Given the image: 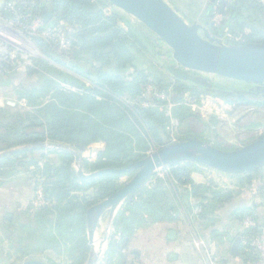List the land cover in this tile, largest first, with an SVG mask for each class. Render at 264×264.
<instances>
[{
    "label": "trees",
    "instance_id": "trees-1",
    "mask_svg": "<svg viewBox=\"0 0 264 264\" xmlns=\"http://www.w3.org/2000/svg\"><path fill=\"white\" fill-rule=\"evenodd\" d=\"M234 1L231 18L224 23L222 31L231 29L234 22L241 20L245 9L256 14L264 12V6L257 0ZM103 5L108 6L104 0H43L30 8L33 15L38 16L45 10L52 12L58 23L53 27L46 25L50 29L63 32L66 30L64 24L77 29L78 33L69 30L64 33L70 40L69 49L78 50L76 61L84 55L86 65L79 62L62 63L67 68L65 71L47 69L57 80L48 79V89L37 88L29 95L20 94L18 106L13 108L14 113L10 116L14 121L1 127L0 151L18 150L0 158V185L5 183L2 180L15 176L17 161L27 162L24 171L33 175L35 191L41 187L47 202L45 206L34 207L32 222L14 227L15 232L25 236L20 238L21 241L24 239L34 243V246L30 244L17 248V253L23 258L53 252L64 255L71 264H83L90 260L92 253L88 229L93 219L90 210L120 191L123 188L120 180L123 177L133 178L139 170L136 165L146 159L149 151L171 144L170 129L176 126L174 120L183 124L195 116L191 107L184 102V95L188 94L199 101L213 94L211 89L218 87L209 82L211 86L207 88L175 76L176 69L181 67L177 63L174 66L169 53L166 54L165 68L174 77L165 84L158 82L155 75L148 71L149 68L138 66V59L146 50V44L154 48L160 45L167 50L169 47L141 23V27L130 23L126 15L111 4L115 12L108 15ZM0 12L7 18H13L4 7ZM121 23L127 27L121 28ZM222 31H219L221 35ZM78 37L82 43H79ZM243 38L244 42H235L234 47L264 46V30L258 27H253ZM34 42L49 55L58 53V48L52 43L37 37ZM46 64L45 59L36 58L33 66L23 67L20 72L34 78L42 77ZM187 72L193 77L202 74L191 70ZM12 76L5 78L11 80ZM82 79L90 82L91 86H87ZM151 85L156 88L155 92L166 93L172 89L176 97L169 101L171 93L167 92L166 100L159 98L148 90ZM255 88L257 86H253ZM213 95L232 105L234 101L242 100L238 96ZM246 95L264 96V91L250 90L246 91ZM40 98H47V101L43 103ZM246 100L248 106L258 108L264 105V99ZM144 102L147 106H142ZM189 134L178 135L177 140H188ZM45 144L62 148L44 152L40 145ZM93 145H97L94 157L83 158V169L87 173H103L84 180L73 170L75 155L72 152L81 155L92 149ZM35 153L45 159L43 166L35 160ZM48 153H55L58 160L56 165L48 160ZM190 165L170 166L165 179L153 175L157 180L153 187H147L146 182L123 201L115 219L118 240L114 241L112 237L114 247L126 246L139 228L161 221H178L186 216L191 209L188 201L192 197L199 201L197 206H201V213L197 216L200 225L205 227L209 221L214 222V219L208 218L213 213V205L204 202L207 198L205 195H209L217 205L228 202L231 194L196 184L192 179L194 169ZM9 169L12 172L8 173ZM124 169L129 170L125 173L106 172ZM262 171L264 169L260 167L247 173V184L252 185L254 175L261 176ZM235 176L245 180L242 178L245 174ZM238 212L243 227L241 244L246 249L242 258L244 262L256 260L258 252L249 244L262 233L264 221L255 208H244ZM246 218L254 220L257 226L245 229L243 222ZM202 236L205 237V234Z\"/></svg>",
    "mask_w": 264,
    "mask_h": 264
},
{
    "label": "rangeland",
    "instance_id": "rangeland-1",
    "mask_svg": "<svg viewBox=\"0 0 264 264\" xmlns=\"http://www.w3.org/2000/svg\"><path fill=\"white\" fill-rule=\"evenodd\" d=\"M170 7L175 9L177 13L180 15V17L190 26H199V34L203 38H206L207 40L209 38L206 37V31L209 34V37L212 38L211 41L216 45H223L230 48H236L234 47L233 43L239 42L243 43L244 38L243 35L245 33L249 34L251 32V29L253 27H258L261 30H264V12L262 14L259 13H253L249 9H245L242 12V18L241 20H238L237 23H233V27L230 29H224L222 31V28L224 26V23L231 18V6H233L235 3L234 0H165ZM104 2L108 5L109 2L107 0H104ZM5 2L4 0H0V9L3 8ZM264 6V2L261 3ZM104 6V7H103ZM102 8L104 9L105 13L112 14L115 12V10L110 6L105 7L103 5ZM101 7V6H100ZM246 8V7H245ZM55 18V17H54ZM56 19V18H55ZM57 20V19H56ZM58 22V21H57ZM138 27H141L140 24H138ZM121 28H124L126 24H120ZM136 25V26H137ZM11 27V26H8ZM63 27L66 28V30L70 32H77V29L74 27L67 26L66 24L63 25ZM127 27V26H126ZM75 29V30H74ZM64 30V31H66ZM59 31V30H58ZM64 31H61V34H63L64 41L68 42L69 45L65 48H58L57 52L60 55H49L48 52L43 51L42 48L40 49L36 43L33 41L34 45L39 50V58L46 60V66L45 70L42 69L43 76L42 77H30L26 76L24 73L20 72V69L23 67H30L25 64H19L18 68L16 70H12L9 72V74H1L0 75V134H2L1 127L8 124L10 121L13 122L14 119L11 120V114L14 113V109L18 106V96L20 94L29 95L33 92V89L37 88H45L48 89L47 83L49 80H57L54 76L49 74L51 71H57L59 69L65 71V68L67 64L79 62L80 64L86 65V61L84 60L85 56L81 55L79 61H76L75 54H77L78 50L69 49L70 48V40L67 38V35L64 33ZM145 31V30H143ZM219 31H222V35ZM78 33V32H77ZM81 40L78 37V41ZM2 42L0 41V44ZM13 45L12 43H10ZM25 47L27 46L26 43L23 44ZM14 47L16 45H13ZM146 50L141 53L139 56V64L138 66L141 67H147L149 68V72L154 74V78L159 82H163L165 84L168 82V80L173 79V74L170 73L165 68V62L167 61L166 54L169 53L171 56L170 60L174 61V66H176V60L174 59L173 52L171 50H167L166 47H160L158 45L156 48L150 46L149 44L145 45ZM17 48V47H16ZM3 50V49H2ZM1 50V51H2ZM162 50V52H160ZM5 51V49H4ZM159 51V52H158ZM38 58V57H36ZM64 63V64H62ZM47 69H50L47 71ZM67 69V68H66ZM159 73H158V72ZM69 72V70H67ZM160 73L162 75H160ZM8 75H13L12 79H6L5 77ZM75 75V74H74ZM77 76V75H76ZM200 77L207 82H210L212 84H216V88L211 89V92L213 94H224L229 95L230 98L236 97L242 100L234 101V104H228L225 102L224 99L220 97H216L213 94H210L209 96L202 97L199 101L196 98H191L188 94L183 96L184 102L191 107L192 111L194 112L195 116H199L196 118L195 116L190 117L188 120H186L185 123L179 124L174 119V126L170 129V135L172 137L171 144L183 141V140H177V136H186L190 135V139H197L201 140L208 145H211L213 147L219 148V149H242L252 143H254L257 139L264 136V105L261 107H254L252 105L247 106L245 104V101L243 98L247 99H258L262 100L264 99V96H249L246 95V91L252 90L253 86L257 85H245L244 83H239L238 81H232L228 79H221V77L215 76V75H208V74H201ZM49 79V80H48ZM83 80V79H82ZM87 86H91V83L87 80H83ZM53 82V81H52ZM56 83V82H55ZM57 86V85H54ZM61 86H67L65 84H61ZM222 88V90H221ZM246 88V89H245ZM258 90L264 91V86H258ZM148 90L150 92L156 93V96L159 98H162L166 100L167 92H170L169 101L176 97L175 93L172 91V89H169L166 93L156 91V88L154 86H149ZM27 91V92H25ZM29 91V92H28ZM43 103L47 101L46 99H39ZM143 106V104H142ZM171 107L172 104H169ZM13 109V110H12ZM167 112L169 113V109L167 108ZM255 124H261L260 126H255ZM51 147L52 145H49ZM164 147H158L155 149H152L147 153L146 158H152L157 153L162 151ZM97 149V145H93L92 149L87 150L84 152V156L86 158L94 157L93 154H95V150ZM18 150V149H16ZM52 151H56V149H51ZM13 151V150H11ZM10 150L6 151H0V154L4 152H11ZM53 163L56 165L58 163L57 158L55 157V153H48L46 155ZM3 157L0 155V158ZM35 160H37L42 166L44 163V158L40 156V154L35 153L34 155ZM43 158V159H42ZM83 160V158L81 157ZM27 162L22 163V161H17L18 168L16 169L18 174L15 173V176L4 179L2 181L6 182L9 180H12L14 178L18 179H25V177H29L31 180L33 175L30 176V174L25 173V166ZM192 164L190 165L194 169V173H197L199 175H203L202 173L205 171L203 170V165L194 163V162H187V161H180L177 164ZM175 164V165H177ZM23 165V166H22ZM172 165V166H175ZM170 166L160 167L158 170L155 171L153 175L159 176L158 178L165 179L168 173V168ZM25 170V171H24ZM73 170L78 173L79 165L76 163V160L73 163ZM81 170L83 174L90 175L92 173H87L83 169V165L81 166ZM21 171V172H20ZM9 172H12L8 171ZM247 173H245V176H242L245 183L247 176ZM261 176L254 175L253 178V185L254 187L260 184L261 180L264 177V171L261 172ZM150 176L148 178L149 180L146 183L147 187H153L156 184L155 176ZM196 175V176H199ZM238 177V176H237ZM197 179L199 177H196ZM127 179V178H126ZM125 179V180H126ZM240 179V185L241 188H244V190H248V185L244 182L241 183V177ZM85 180V179H84ZM88 180V179H86ZM250 186V185H249ZM246 187V189H245ZM40 189H42L40 187ZM264 189V188H262ZM258 190V189H257ZM38 191V190H37ZM37 191H35V198L37 196ZM259 191H261L259 189ZM258 191V192H259ZM261 193V192H260ZM124 204V203H123ZM119 205L115 211L116 213L119 212L122 205ZM34 207L36 205L34 204ZM201 208V206H199ZM202 212L204 213V210L202 209ZM111 211H105L103 212L102 216L99 218L98 222V228L94 232V240L101 239L102 234L106 232L105 226L110 221V231H108V234L111 236H114L116 239V229H115V219L112 222V215L110 214ZM196 213V212H193ZM201 213V212H200ZM199 213V214H200ZM199 214H196L199 216ZM187 215V214H186ZM187 221L184 219V223ZM200 220L195 216L192 215L191 218H189V221L186 222L185 225L191 226L192 228H196L199 233H197L196 239L193 242L194 248L196 251L202 255L201 250L199 247L196 246L197 241H204V239L201 237L204 231L203 226L200 225ZM25 222V221H24ZM5 226V225H4ZM14 227L11 226H5L4 228L0 227V264H16L19 259H23V256H21L19 253H17V248H23L25 245L34 246V243H28L24 239L21 241V237H25L21 233L15 232ZM18 227V225H17ZM3 229V230H2ZM195 229V230H196ZM2 231V232H1ZM89 237V234H88ZM111 238V237H110ZM109 238V239H110ZM112 239V238H111ZM205 245L207 246L206 242L204 241ZM258 252V251H257ZM211 253V252H210ZM246 249L241 244L240 248V255L241 257L245 255ZM216 260V257L213 256ZM33 260L42 261L46 264H53L51 262H54L55 264H61L63 260L66 259L64 255H58L53 252H46L45 256H39V255H33ZM16 262V263H15ZM248 262H245V264H248Z\"/></svg>",
    "mask_w": 264,
    "mask_h": 264
},
{
    "label": "water",
    "instance_id": "water-1",
    "mask_svg": "<svg viewBox=\"0 0 264 264\" xmlns=\"http://www.w3.org/2000/svg\"><path fill=\"white\" fill-rule=\"evenodd\" d=\"M111 5L121 10L128 16L145 26L158 39L164 42L173 52L174 59L181 68L176 69L175 76L181 79H189L207 88L211 84L201 77H193L187 70L202 74L215 75L224 79L264 86V46L230 48L214 44L206 31V37L199 34V26L188 25L170 7L165 0H107ZM45 24L51 27L58 22L51 11L41 12ZM82 43V40H79ZM42 148L61 149L51 147L48 144L40 145ZM16 150L4 152L1 156L16 153ZM76 163L79 165L78 176L82 179H91L103 172L83 174L81 170L82 160L76 152ZM194 162L209 166L219 171L231 174H245L264 166V136L254 143L236 150H222L207 143L188 139L178 141L164 147L162 151L152 158H146L136 165L137 173L115 195L95 205L89 212L92 223L89 226V243L93 245L94 229L107 209L114 211L129 195L133 194L148 178L160 167L172 166L180 161ZM129 169L110 170L106 172L125 173ZM241 238H238L233 247L232 255L240 254ZM100 253L90 257L89 264H95ZM22 264H46L42 261L29 260Z\"/></svg>",
    "mask_w": 264,
    "mask_h": 264
},
{
    "label": "crops",
    "instance_id": "crops-1",
    "mask_svg": "<svg viewBox=\"0 0 264 264\" xmlns=\"http://www.w3.org/2000/svg\"><path fill=\"white\" fill-rule=\"evenodd\" d=\"M125 15L130 23L137 25V22L140 24L134 18L127 14ZM48 150L51 149L43 148L44 152ZM84 152L81 155L78 153V155L86 158ZM203 166V170H205L202 173L203 175L192 174L193 181L196 184L216 188L225 194L229 193L231 196L228 202H220L216 205L214 201H211L209 195H205L207 198L204 199V202H209L208 205H213V213H210L208 218L214 219V222L209 221L207 223L203 231L205 237H201L206 242L209 252L216 257L217 264H245L240 254L234 257L231 253L232 247L238 238H241L242 243L240 234L243 227L240 212L238 211L244 208H255L264 221V189H262L264 188V181L261 180L260 184L254 187L253 183L249 186V184L241 180V183L244 182L249 188L244 190L240 185V176H235L242 174L225 173L209 166ZM196 177L199 178L197 179ZM130 179L123 177L120 182L125 186ZM34 202L35 187L33 180L28 176L25 179L14 178L0 185V227L4 228L5 226H16L17 224H29L30 221L32 222ZM188 202L191 209L186 216H182L178 221H161L139 228L126 246H113L114 242L111 239L113 236L108 234V231H110V220L105 226L106 232L102 234L101 239H93V245L90 244L91 253L94 255L100 253L95 264H208L204 256L196 251L192 242L196 239L199 231L196 228L195 230L191 226L185 225L192 215L197 217L196 213L193 212L197 209L199 201L192 197L189 198ZM106 211L110 210L107 209ZM110 214L113 222L118 212L116 213L114 210ZM186 217L187 221L184 223ZM97 228L98 223L94 232ZM117 238L118 235L116 236ZM113 250L115 253H112ZM33 259V256L24 257L15 263L22 264ZM61 264L71 263L65 259ZM83 264H89V260Z\"/></svg>",
    "mask_w": 264,
    "mask_h": 264
},
{
    "label": "built area",
    "instance_id": "built-area-1",
    "mask_svg": "<svg viewBox=\"0 0 264 264\" xmlns=\"http://www.w3.org/2000/svg\"><path fill=\"white\" fill-rule=\"evenodd\" d=\"M38 1L43 0H4L5 4L3 7L13 18H7L0 12V41L2 42L0 44V75L9 74L10 71L16 70L19 64L33 66L34 59L40 57L39 50L33 43L35 37L52 43L57 48H65V46L69 45L68 42L64 41V36L60 31L46 27L47 24L44 23L41 13L38 16L33 15L30 11V8L35 6ZM257 1L259 3L264 2V0ZM10 43L16 46L14 47ZM24 43L27 44L26 47L23 45ZM143 106H147V103L144 102ZM34 204L37 207L47 204L42 189H38ZM195 212L199 214L201 208L197 207ZM243 226L247 229L257 225L254 220L246 218ZM197 242L196 246L201 250L207 263L217 264L204 241L200 240ZM245 243L247 244L246 240ZM249 245L258 251V259L249 261L248 264H264V228H262V233L254 238Z\"/></svg>",
    "mask_w": 264,
    "mask_h": 264
},
{
    "label": "flooded vegetation",
    "instance_id": "flooded-vegetation-1",
    "mask_svg": "<svg viewBox=\"0 0 264 264\" xmlns=\"http://www.w3.org/2000/svg\"><path fill=\"white\" fill-rule=\"evenodd\" d=\"M252 91H256L257 92V91H262V90H258L257 88H255V89L252 88ZM245 104L248 106L247 100H245Z\"/></svg>",
    "mask_w": 264,
    "mask_h": 264
}]
</instances>
